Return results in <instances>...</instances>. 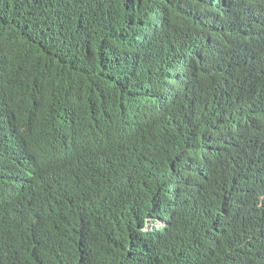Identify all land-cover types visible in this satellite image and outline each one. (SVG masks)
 Listing matches in <instances>:
<instances>
[{
    "label": "trees",
    "instance_id": "trees-1",
    "mask_svg": "<svg viewBox=\"0 0 264 264\" xmlns=\"http://www.w3.org/2000/svg\"><path fill=\"white\" fill-rule=\"evenodd\" d=\"M0 264H264V0H0Z\"/></svg>",
    "mask_w": 264,
    "mask_h": 264
}]
</instances>
